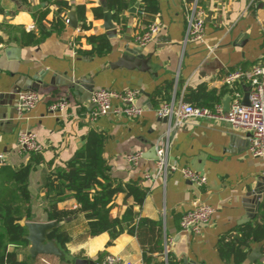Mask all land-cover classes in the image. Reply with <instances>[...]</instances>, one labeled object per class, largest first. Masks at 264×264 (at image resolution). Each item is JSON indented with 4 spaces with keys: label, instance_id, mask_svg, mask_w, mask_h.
Returning <instances> with one entry per match:
<instances>
[{
    "label": "crops",
    "instance_id": "0c3cea01",
    "mask_svg": "<svg viewBox=\"0 0 264 264\" xmlns=\"http://www.w3.org/2000/svg\"><path fill=\"white\" fill-rule=\"evenodd\" d=\"M66 1L85 7L89 29L81 30L79 22L76 29L66 24L29 47H21L3 36L9 42L8 47L20 50L17 55H7L4 43L0 46V171L7 169L8 176L10 171L28 164L31 155L18 153L16 140L20 130L31 131L42 151L38 154L40 164L27 179L30 222H54V229H59V237L64 240L65 252L54 241L63 258L40 255L32 263L27 242L10 244L9 250L23 264H74L77 259L106 264L107 257L123 263L144 264L137 230L140 219H148L159 225L153 234L159 230L163 256L166 251L179 264H226L216 248L220 237L252 223L264 200L261 176L264 159L249 155L247 134L227 124L189 119L170 135L168 162L177 171L163 180L156 175L155 160L147 157L167 129L166 122L155 112L157 94L176 103H198L203 95L198 89L204 87L205 92L215 91L222 104L230 95L220 96L225 87L224 76L236 69L249 70L260 61L264 54V1L251 6V0H199L205 13L204 40L184 43L185 1L157 0L155 21L161 24V30L144 47L134 42V36L144 29L137 17L140 0H125L127 6L118 21L113 19L116 10L109 8L106 0ZM101 1L112 13V22L116 25L113 37H108L104 30ZM54 3L55 0H0V24L22 28L37 36L36 18L48 11L44 20L48 27L57 9ZM135 4L139 6L132 13L129 10ZM102 35L109 42V50L101 55L91 54L92 46L86 38ZM119 60L127 64L144 61L146 69L116 66ZM97 89L117 93L139 91L135 104L144 109L142 117L133 120L109 114L89 122V100ZM21 91L36 92L41 100L19 118L15 102ZM240 92L244 98L246 87ZM57 97L67 101L61 117L48 111ZM119 104L117 100L112 101L114 107ZM90 131L104 137L103 158L111 178L123 183L136 182L145 192L142 204L133 208L136 233H123L111 244L108 233L89 236L87 221L75 200H64L50 208L53 220H49L45 211L44 183L48 166L69 162ZM131 152L141 153L136 165L125 160V155ZM182 168L204 176L205 185L197 187L186 181L179 172ZM123 199L122 194L115 198L109 221L123 215L132 204L131 199L126 202ZM18 204L22 206L21 201ZM199 204L215 209L212 221L197 235L179 233L181 215ZM25 223L21 222L23 226ZM149 232L145 228L141 232L145 242H152ZM152 258L158 262L155 256ZM233 263L230 258L229 264ZM259 263L264 264V257L260 247L252 244L247 258L239 264Z\"/></svg>",
    "mask_w": 264,
    "mask_h": 264
},
{
    "label": "trees",
    "instance_id": "16d2710c",
    "mask_svg": "<svg viewBox=\"0 0 264 264\" xmlns=\"http://www.w3.org/2000/svg\"><path fill=\"white\" fill-rule=\"evenodd\" d=\"M109 8L116 10L113 15L117 21L119 14L126 8L125 0H106ZM185 4L191 5L193 0H184ZM57 7L53 21L47 27L44 20L48 11L38 15L35 26L38 30L36 36L34 32H25L24 29L0 24V46L5 39L9 38L21 47L35 46L53 32H58L66 26L68 12L73 9L80 23L81 30L89 29L85 20V7L82 5L73 6L66 0H55ZM200 7V1L197 0ZM158 14L157 0H140V7L137 17L144 25V28L154 22ZM87 43L92 46L91 54L101 55L109 50V42L105 36H91L86 38ZM247 85L244 81L236 83L235 89L240 92L241 88ZM202 91L201 102L188 103L196 107L212 108L215 104H220L219 97L215 91ZM231 93L226 86L220 92V96ZM158 105L167 101L161 93L157 94ZM189 101V100H188ZM186 101V102H188ZM82 146L76 150L73 158L64 164L49 165L45 177L44 199L45 211L49 220H53L50 208L64 200L73 199L79 206V212L87 221L88 234L91 237L101 233H108L112 243L119 235L127 233L133 235L135 230L136 213L133 208L140 206L145 197L144 190L136 182L123 183L111 178L109 167L103 158L104 137L90 131L83 137ZM41 162L40 155H31L27 165L15 172L6 170L0 171V264H23L18 260L17 255L9 250L10 244L26 243L24 236L26 229L21 222H30L31 213L27 203L29 193L27 190V179L32 170ZM124 196V202L131 199L132 204L128 205L123 215L108 220V214L114 207V200L119 195ZM22 203V206L18 202ZM150 226V228H148ZM159 225L148 219H140L138 222L137 237L143 248L144 264H179L175 259L167 255V261L163 260V251L160 249L161 235L159 230L154 236L155 227ZM149 230L152 235V242H145L142 237V230ZM147 237V234H145ZM49 240L55 241L62 252H65L64 240L59 237V229L52 230L48 235ZM257 244L264 257V200L260 202L255 218L252 223L241 226L236 232L228 233L220 237L217 243V251L221 260L229 264L230 258L233 264L244 261L250 251L251 245ZM152 256L158 259L155 261ZM260 264V263H259Z\"/></svg>",
    "mask_w": 264,
    "mask_h": 264
},
{
    "label": "built area",
    "instance_id": "2783aa9c",
    "mask_svg": "<svg viewBox=\"0 0 264 264\" xmlns=\"http://www.w3.org/2000/svg\"><path fill=\"white\" fill-rule=\"evenodd\" d=\"M264 0H251L250 5L255 6ZM205 13L198 7L197 0H193L187 6L186 26L183 42L202 43L204 40ZM65 23L68 21L66 19ZM161 24L157 21L147 25L140 33L134 36V42L144 47L150 43L160 32ZM244 81L246 83L248 105L242 104V94L235 89L236 83ZM223 84L231 90L230 105L224 111L221 104H215L212 108L196 107L188 103L179 101L161 102L156 108V115L159 119H164L167 129L161 141L155 146L156 154V175L163 180L178 170L175 165L168 162V152L170 147L171 133L183 126L189 119L206 120L219 124H227L232 129L239 130L247 134L248 153L252 158L264 159V54L260 61L249 70L236 69L227 73L223 78ZM137 90H126L121 93L108 89H97L90 96V110L87 118L89 122L109 114L123 116L127 119L139 120L144 109L137 106L136 99L139 96ZM40 97L33 91H21L18 93L15 110L17 115L22 117L26 112L34 109L40 102ZM119 101V105L114 107L112 101ZM67 101L64 97H57L49 106L48 111L61 117L64 115ZM16 150L20 154L38 155L42 151L41 145L37 142L36 136L29 130H20L16 140ZM141 153L131 152L125 155V160L136 165L141 159ZM182 177L189 183L201 187L205 185L206 178L188 168L179 169ZM264 182V170L261 173ZM149 179V176H145ZM215 214V209L206 204L196 205L192 210L183 213L179 220V233L197 235L208 225ZM164 262L167 261V254L164 251ZM106 264H131L123 263L113 257L106 258Z\"/></svg>",
    "mask_w": 264,
    "mask_h": 264
},
{
    "label": "water",
    "instance_id": "95a60500",
    "mask_svg": "<svg viewBox=\"0 0 264 264\" xmlns=\"http://www.w3.org/2000/svg\"><path fill=\"white\" fill-rule=\"evenodd\" d=\"M100 5L104 12L103 22H104V30L106 32V35L108 37H113L116 35V25L112 22V13L108 11L107 5L104 1H101ZM138 6H139L138 4H135L134 7L131 8L129 11L135 13ZM67 21H68L67 25L72 29H76L78 27V21L75 17V13L73 9H71L70 12L68 13ZM8 45L9 42L5 41L4 46L7 47L5 49V53L7 55H14V54L17 55L19 53L20 50L18 48H11L8 47ZM120 65H123L124 67L127 68L140 67L142 70L146 69V67L144 66V61L142 62L134 61L130 64H127L123 62V60H119L116 66H120ZM247 98L248 95L246 94V96L242 100L243 105H248ZM230 100L231 98L228 95L222 102L221 105L224 111H227L229 109ZM163 121L165 120L163 119ZM155 152L156 150L154 149L153 153H150V156L148 157L145 156V157L156 160ZM246 218L248 220L250 216L248 215ZM24 227L26 229V235L24 236V240L29 244L27 253L30 256V261L32 263L34 262L36 257L40 255L55 256L60 259L63 258L62 253L60 252L56 243L53 240H49L48 238L49 233L52 230H54V228L56 227V224L54 222H47V223L26 222ZM74 264H95V263L92 261L77 259L74 261Z\"/></svg>",
    "mask_w": 264,
    "mask_h": 264
}]
</instances>
